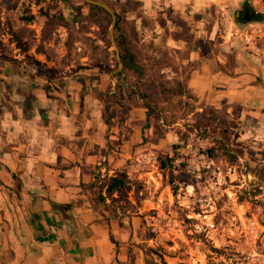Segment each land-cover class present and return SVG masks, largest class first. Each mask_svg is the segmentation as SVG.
Wrapping results in <instances>:
<instances>
[{
	"label": "crops",
	"instance_id": "obj_1",
	"mask_svg": "<svg viewBox=\"0 0 264 264\" xmlns=\"http://www.w3.org/2000/svg\"><path fill=\"white\" fill-rule=\"evenodd\" d=\"M139 1L138 21L148 23L139 26L144 79L184 84L181 107H210L212 132L227 129L226 146L264 163V77L202 27L201 0ZM32 65L0 67V264H148L139 223L100 196L115 151L93 69L48 79ZM98 75L96 89H105L108 78ZM141 135L130 136L132 145Z\"/></svg>",
	"mask_w": 264,
	"mask_h": 264
},
{
	"label": "rangeland",
	"instance_id": "obj_2",
	"mask_svg": "<svg viewBox=\"0 0 264 264\" xmlns=\"http://www.w3.org/2000/svg\"><path fill=\"white\" fill-rule=\"evenodd\" d=\"M105 1L135 24L141 54L139 39L145 32L139 26L148 23L138 21L140 1ZM244 2L260 19L238 20L236 11ZM82 4V0H0V51L23 63L37 60L51 69L50 78L93 69L89 82L94 83L108 126L109 151H115L106 164L114 171L101 178V189L105 191L107 179L122 171L128 180L127 190L102 196L139 223L137 242L148 264H264L261 156L232 150L230 140L228 146L215 143L214 155L208 156L214 125L205 133L196 127L201 111L193 101L165 112L150 104L156 112L148 113L140 91L139 104L118 97L117 87L126 76L119 74L110 25ZM199 5L197 19L204 21L202 27L211 31L215 42L237 52L240 64L253 67L263 78L264 0H201ZM99 73L108 78L102 90L96 89ZM134 132L142 133L136 145L129 141ZM165 156H172L174 164L161 169ZM121 157L124 165H115Z\"/></svg>",
	"mask_w": 264,
	"mask_h": 264
},
{
	"label": "trees",
	"instance_id": "obj_3",
	"mask_svg": "<svg viewBox=\"0 0 264 264\" xmlns=\"http://www.w3.org/2000/svg\"><path fill=\"white\" fill-rule=\"evenodd\" d=\"M96 1H100L110 6V8L113 10V12L116 15V22L114 26V37L117 47L119 49L120 59L122 62V71H119V74L121 75V73L124 72L126 76V81L131 85L132 84L136 85L138 91L141 92L142 98L145 102L144 106L147 109L148 113L149 111L156 112L155 110H153V107L151 106L152 104L156 105L157 107H159V109L163 110L164 112L169 108L172 109L176 107H181L179 105L181 101L180 100L181 95L186 93L188 95L190 94V92L188 91V89H186L184 84L182 85L176 84L175 82L172 84L171 83L167 84L165 83L164 80L156 84L154 81H151L149 78L144 79L147 73V69L142 64V55L140 54L137 45L138 34L135 24L134 23L132 24L129 20H127L123 16L121 11L114 8L112 5L107 3V1L105 0H96ZM82 3H83L82 5L90 9L92 13H95L98 16H100L107 23V27L111 24V17L109 13L106 12L104 9H102L97 5L86 2L85 0H82ZM243 7L245 9L250 10L254 15L251 18V20L246 19V17H241L242 20L238 18L240 22L254 21L260 19V14L255 12L251 7V5L248 4V2H244ZM3 61H11L14 65L20 63L15 59L3 55V53L1 52L0 67ZM28 61H30L31 63L37 66V70L39 73L44 74L48 79L50 78L51 69L44 68L37 60H34L33 58H28ZM138 91L133 88L126 87L122 82H120L119 86L117 87V96L122 97L126 101L133 100L135 101V103L139 104L137 102ZM213 114L214 113L210 107H204L200 112L199 120L198 119L196 120V127L205 133L207 131V127L209 126V128H211L212 126L210 125V123L212 117L214 116ZM147 120L148 118L146 117V123ZM227 133L228 130L224 129V132L219 134L217 132L215 133V135H212V136L219 135L223 138V140L214 138L211 141L213 142L212 143L213 145L206 149V153L208 154V156L214 155L215 143L226 145L225 140L227 141V138H225V136L227 137ZM173 164H174V158L172 156L171 157L165 156L164 158H161L159 167L161 169H166L167 166L172 167ZM171 181L172 180H170V182ZM127 189H128V180L125 172L122 171L107 179V183L105 185L106 195L110 196L115 192L120 193ZM100 196L102 199H104V196H102L101 194Z\"/></svg>",
	"mask_w": 264,
	"mask_h": 264
},
{
	"label": "water",
	"instance_id": "obj_4",
	"mask_svg": "<svg viewBox=\"0 0 264 264\" xmlns=\"http://www.w3.org/2000/svg\"><path fill=\"white\" fill-rule=\"evenodd\" d=\"M86 2H89L91 4L97 5L99 7H101L102 9H104L106 12L109 13L110 17H111V24L109 27V35H110V39H111V43L113 46V49L115 51V55H116V59L118 61L119 64V71H122V62L120 59V53H119V49L117 47L116 41H115V37H114V26H115V22H116V15L113 12V10L110 8V6H108L105 3H102L100 1H96V0H85Z\"/></svg>",
	"mask_w": 264,
	"mask_h": 264
},
{
	"label": "flooded vegetation",
	"instance_id": "obj_5",
	"mask_svg": "<svg viewBox=\"0 0 264 264\" xmlns=\"http://www.w3.org/2000/svg\"><path fill=\"white\" fill-rule=\"evenodd\" d=\"M253 15H254V14H253L250 10L245 9L244 7L239 8V9L236 11V16H237L238 18H240V20H242L241 17H246V19L251 20V18L253 17Z\"/></svg>",
	"mask_w": 264,
	"mask_h": 264
}]
</instances>
